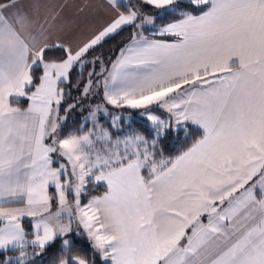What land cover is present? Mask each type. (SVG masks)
<instances>
[{"label":"crops","instance_id":"crops-1","mask_svg":"<svg viewBox=\"0 0 264 264\" xmlns=\"http://www.w3.org/2000/svg\"><path fill=\"white\" fill-rule=\"evenodd\" d=\"M194 1L208 9L167 25L162 35L174 40L133 39L100 81L107 103L144 112L160 104L175 116L163 131L188 125L202 134L148 181L140 160L106 171L107 192L82 207L83 236L107 264H264V0ZM123 2L0 4V208L41 199L49 188L38 174L46 161L57 165L51 140L90 132L61 136L56 97L76 62L126 24ZM57 47L64 61H42ZM36 64L43 74L32 89ZM104 140L94 146L108 149ZM15 226L8 236L0 227V245L24 239Z\"/></svg>","mask_w":264,"mask_h":264},{"label":"rangeland","instance_id":"rangeland-1","mask_svg":"<svg viewBox=\"0 0 264 264\" xmlns=\"http://www.w3.org/2000/svg\"><path fill=\"white\" fill-rule=\"evenodd\" d=\"M180 1L187 0H124V6L130 11L127 13L126 22H124L126 24L109 37L123 27L131 25H134L138 31L143 28H153L156 16L168 10L173 3ZM148 7L154 12L153 14L146 10ZM81 61L76 62V65L82 69L88 64V61ZM105 64L107 63L102 60L98 63V72H94L91 68V72L87 74L90 80L84 86L82 96L76 100V104L68 106L62 116L61 123L64 122L63 125L65 126L81 116L82 124L78 128L83 131L88 123L90 132L88 131L89 133L86 135L70 136L62 140L60 144L57 139L51 140L50 149L53 155L51 159L57 165L50 170L49 161H46L45 168L48 171L44 170L43 174L39 172L37 177L39 180H36L38 185L39 182H42L44 188L47 186L48 191L36 203L29 201L27 209L0 208V222L3 223V228L6 227L5 235L8 236L12 233L10 229L14 230L15 225L23 228L24 239L21 240L22 242L11 240L0 245V254L12 249L21 250L17 257L10 258L13 264H24L40 254L34 251L28 253L22 249L30 248L43 251L57 238L64 239L63 247L67 249L73 243L72 234L74 236L88 235L83 218L86 214V207H82L81 201L89 186L105 185L106 171L118 165L121 159L124 160V163L134 160L145 162L153 156L154 143H148L144 137L130 132L129 127L134 120L147 122L155 130V138L163 134V129L167 127V119H170L171 122L175 120L173 113L168 109L166 112V108L164 109V106L160 104L150 107L147 112H144L124 109L123 106L107 103L100 94V81L105 76L101 77L106 69ZM37 66L36 64L35 67ZM70 72L66 78H62V83H69ZM60 75L63 77V74ZM51 79L52 74L47 73L44 81L45 86L49 87ZM48 89L52 91L51 88ZM59 93L60 98L56 97L55 103H57V107L62 108L66 103L64 88L59 90ZM33 96L29 95L28 97ZM53 106L55 105L50 107ZM70 112L71 114H69ZM75 112L77 113L76 117L72 115ZM157 112L161 114L158 115ZM105 124L111 126V129L114 130L113 134H117L116 138L112 137V133L105 127ZM99 139L108 144V149L94 146V142H98ZM35 204L37 205L36 208L32 207ZM89 219L88 215L86 220H88L87 224L89 223L90 227L94 222ZM3 230L0 231V236H3ZM91 231H94L93 227ZM28 233H30L29 236ZM93 239L92 235L89 236V240L95 246ZM74 264L85 263L74 260Z\"/></svg>","mask_w":264,"mask_h":264},{"label":"trees","instance_id":"trees-1","mask_svg":"<svg viewBox=\"0 0 264 264\" xmlns=\"http://www.w3.org/2000/svg\"><path fill=\"white\" fill-rule=\"evenodd\" d=\"M7 1L10 0H0V4ZM194 2L195 1L188 0L175 2L168 10L163 11L161 15L156 16L153 28L148 27L138 31L134 25L124 27L113 36L108 37L94 48L89 50L81 59V62L88 61V64H86L82 69L80 66H75L70 72L69 83L61 86L62 89L64 88V100L66 101L64 106L61 108L63 114L65 113L68 106L76 104V100L82 96V90L84 89L86 83L90 80L88 79L87 74L91 72V68L94 72H98V63H100L101 60L107 63L105 64V72L101 76L103 77L117 59L119 52L135 38L143 36L146 38L174 40L175 37L162 35V31L167 25L178 22L188 15H200L208 9L207 5H195L196 2ZM146 10L150 11L152 14L154 13L149 7ZM66 58L67 54L65 50L60 47L46 49L42 55V61L47 63L61 62ZM42 74L43 71L40 67H36L32 70V89L39 85ZM18 104L21 107H26L27 101H22ZM123 107L124 109L132 110L125 106ZM71 112L69 114H71ZM72 115L76 117L75 115H77V113L75 112ZM77 118V120L74 119L72 123H68L66 126H64L61 136L67 135L72 129H75L77 135H81L89 131L88 123L86 124L83 131L78 128L81 126L80 124H82V117L78 116ZM105 127L110 130L112 137L116 138L117 134H113L114 130L111 129V126L109 124H105ZM129 128L131 133L144 137L148 143H154L152 151L153 156L145 162L142 161L144 162V167H142V175L145 181H148L162 172L166 167L171 165V163H173L177 158L188 152L200 139H202L201 132L188 125L177 131L164 130L163 134L156 138L154 134L155 130L150 125H148L147 122L144 123L134 120ZM106 192L107 188L105 186L94 187L93 185H90L88 191L82 196L81 203L84 205L91 198L100 197ZM53 202L55 203V201ZM1 226L2 223L0 222V227ZM27 235L29 236L30 233ZM71 237L73 239V243L67 249L63 247V238L55 239L52 244L43 251L30 248L22 249V251H26L28 253L33 251L40 253L38 256L24 264H74V260H80L85 264H107L103 260L99 249L93 245L87 236H74L72 234ZM20 252L21 250L12 249L5 253H1L0 264H13L10 261V258L17 257Z\"/></svg>","mask_w":264,"mask_h":264}]
</instances>
